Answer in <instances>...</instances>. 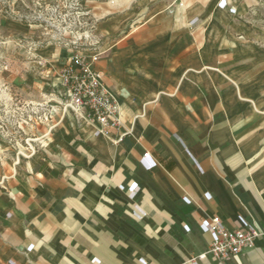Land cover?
I'll use <instances>...</instances> for the list:
<instances>
[{"label":"crops","instance_id":"obj_1","mask_svg":"<svg viewBox=\"0 0 264 264\" xmlns=\"http://www.w3.org/2000/svg\"><path fill=\"white\" fill-rule=\"evenodd\" d=\"M77 3L122 139L66 115L36 127L34 153L4 155L0 264H264V237L198 258L213 216L264 225V0ZM65 54L37 50L12 86L49 102Z\"/></svg>","mask_w":264,"mask_h":264},{"label":"rangeland","instance_id":"obj_2","mask_svg":"<svg viewBox=\"0 0 264 264\" xmlns=\"http://www.w3.org/2000/svg\"><path fill=\"white\" fill-rule=\"evenodd\" d=\"M77 5V0H0L1 161L18 151L26 139H33L36 127L42 126L32 127L27 121L23 110L30 101L12 86V75L22 72V65L40 49L90 50L92 20L77 17ZM49 103L55 101L49 99Z\"/></svg>","mask_w":264,"mask_h":264},{"label":"built area","instance_id":"obj_3","mask_svg":"<svg viewBox=\"0 0 264 264\" xmlns=\"http://www.w3.org/2000/svg\"><path fill=\"white\" fill-rule=\"evenodd\" d=\"M182 6V4H180ZM75 15L86 17L80 6H76ZM87 34V33H85ZM94 39V38H93ZM98 40L89 44L90 52H95ZM100 59L99 53H87V50L69 51L64 55V64L57 76V85L49 94L50 101L27 102L24 113L32 127L50 125L59 117L66 115L73 117L75 123L85 122L92 126L95 135H100L115 144L122 139V135L112 137V130L117 129L120 123L119 106L102 83L101 73L96 67ZM49 127V126H48ZM36 142L26 139L24 145L16 151L17 157H24V153L35 152ZM148 154L144 155L147 159ZM130 194L133 190L129 191ZM212 242L199 259L208 254L217 262L222 263L230 257L254 247L257 239L264 237V225L261 227L246 225L243 229H227L218 216H213L205 222ZM187 264H196L194 259Z\"/></svg>","mask_w":264,"mask_h":264}]
</instances>
